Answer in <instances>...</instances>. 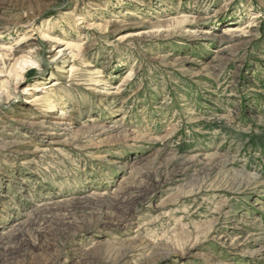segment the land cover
Returning <instances> with one entry per match:
<instances>
[{
    "label": "rangeland",
    "instance_id": "374dc122",
    "mask_svg": "<svg viewBox=\"0 0 264 264\" xmlns=\"http://www.w3.org/2000/svg\"><path fill=\"white\" fill-rule=\"evenodd\" d=\"M0 264H264V0H0Z\"/></svg>",
    "mask_w": 264,
    "mask_h": 264
},
{
    "label": "bare ground",
    "instance_id": "6f19581e",
    "mask_svg": "<svg viewBox=\"0 0 264 264\" xmlns=\"http://www.w3.org/2000/svg\"><path fill=\"white\" fill-rule=\"evenodd\" d=\"M19 62V61H18ZM19 69L23 70V67H26L28 65H32V60H27L24 57L20 58V62L18 63ZM23 66V67H22ZM21 76V75H20ZM17 77V76H16ZM19 77V76H18ZM17 77V78H18ZM19 79V78H18Z\"/></svg>",
    "mask_w": 264,
    "mask_h": 264
}]
</instances>
